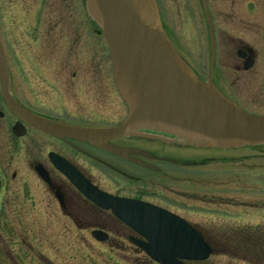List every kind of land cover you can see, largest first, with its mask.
Here are the masks:
<instances>
[{
    "label": "flooded vegetation",
    "instance_id": "af4514ba",
    "mask_svg": "<svg viewBox=\"0 0 264 264\" xmlns=\"http://www.w3.org/2000/svg\"><path fill=\"white\" fill-rule=\"evenodd\" d=\"M219 1L218 17L211 15L216 38L212 82L246 113L264 116V5ZM0 44L13 103L5 100L0 76V264H38L34 251L45 264H59L67 255L71 263L82 264V236L91 228L88 221H95V213L87 217L82 205L98 208L58 166L67 163L106 194L143 201L146 181L132 169L161 175L162 166L174 159L151 146L178 147L147 138H116L110 143L134 152L122 158L35 126L49 121L105 130L128 117L108 44L84 0H0ZM209 60L207 67L193 68L205 84L210 82ZM95 230L102 229H91L92 239ZM228 241L226 237L227 247Z\"/></svg>",
    "mask_w": 264,
    "mask_h": 264
},
{
    "label": "water",
    "instance_id": "95a60500",
    "mask_svg": "<svg viewBox=\"0 0 264 264\" xmlns=\"http://www.w3.org/2000/svg\"><path fill=\"white\" fill-rule=\"evenodd\" d=\"M84 3L89 18L107 40L115 83L128 108V117L121 126L105 130L73 128L49 121L35 126L50 135L75 139L122 158L134 153L110 143L122 137L160 140L183 149L264 146V116L246 113L224 97L212 82L216 39L207 0H200L210 38V82L207 84L198 79L167 37L157 0H84ZM0 76L5 100L13 107L1 45ZM138 130L160 135L141 134ZM167 161L183 167L197 165ZM58 167L87 200L101 210L111 211L142 237L144 240H130L152 261L158 264L203 262L212 255V249L201 235L178 216L149 204L102 193L67 163ZM93 237L99 242L108 240L102 231H94Z\"/></svg>",
    "mask_w": 264,
    "mask_h": 264
},
{
    "label": "rangeland",
    "instance_id": "374dc122",
    "mask_svg": "<svg viewBox=\"0 0 264 264\" xmlns=\"http://www.w3.org/2000/svg\"><path fill=\"white\" fill-rule=\"evenodd\" d=\"M257 1L264 5V0ZM219 2L208 0L211 15L218 13ZM157 4L175 49L192 68L207 67L209 39L200 0H157ZM239 4L245 5L241 0ZM151 148L166 157L200 166L163 165L161 175L132 169L146 181L141 199L168 209L198 228L214 247L208 264H241L242 253L230 249L224 241L241 227L264 224V146L228 150ZM82 212L87 217L95 213V221H88L91 228L82 236V264H155L129 241L134 233L109 212L94 210L85 202ZM94 228L105 230L110 240L105 244L94 242L90 236ZM68 257L59 264H74ZM33 259L45 264L35 251Z\"/></svg>",
    "mask_w": 264,
    "mask_h": 264
},
{
    "label": "trees",
    "instance_id": "16d2710c",
    "mask_svg": "<svg viewBox=\"0 0 264 264\" xmlns=\"http://www.w3.org/2000/svg\"><path fill=\"white\" fill-rule=\"evenodd\" d=\"M235 235L229 237L228 246L233 248L235 252L242 253L247 261H263L264 260V224L255 227H241L236 231ZM205 238V237H204ZM205 240L214 247L205 238ZM214 252V251H213ZM207 262L192 263V264H208Z\"/></svg>",
    "mask_w": 264,
    "mask_h": 264
}]
</instances>
